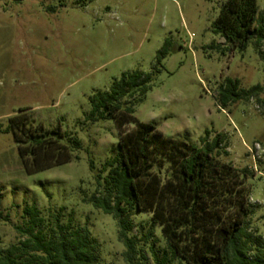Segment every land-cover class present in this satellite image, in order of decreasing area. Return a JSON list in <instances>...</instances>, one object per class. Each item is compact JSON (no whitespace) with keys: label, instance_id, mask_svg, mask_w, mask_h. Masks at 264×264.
I'll use <instances>...</instances> for the list:
<instances>
[{"label":"rangeland","instance_id":"rangeland-1","mask_svg":"<svg viewBox=\"0 0 264 264\" xmlns=\"http://www.w3.org/2000/svg\"><path fill=\"white\" fill-rule=\"evenodd\" d=\"M227 0H0V250L23 237L27 206L35 205L50 225L88 226L101 243L104 264H127L115 219L85 201L97 189L96 175L118 151L120 132L111 118L86 121L90 98L109 90L123 73L153 74V88L136 105L139 121L165 136L200 144L207 130L229 137L236 167L254 171L248 180L255 206L252 224L264 236V95L222 109L217 100L226 77L242 87L264 84V61L250 44L244 52L216 35L213 23ZM264 13V0H257ZM171 51L156 67L166 40ZM27 110L45 129L60 127L83 148L64 165L29 174L14 134L12 117ZM134 125L127 127L131 132ZM93 162V164H92ZM164 175V172H163ZM139 248L154 263L151 243L166 247L152 215L134 213ZM143 226H145L143 228ZM178 264V263H176Z\"/></svg>","mask_w":264,"mask_h":264},{"label":"trees","instance_id":"trees-1","mask_svg":"<svg viewBox=\"0 0 264 264\" xmlns=\"http://www.w3.org/2000/svg\"><path fill=\"white\" fill-rule=\"evenodd\" d=\"M213 30L226 41L223 53L228 46L244 52L253 44L264 61V13L257 0H227ZM170 51L168 39L156 67ZM152 82V73L129 71L109 90L91 96L86 121L113 119L120 141L117 153L95 177L97 189L85 201L115 219L127 264H151L137 237L130 236L134 213L152 215L146 242L155 237L154 227H161L166 247L159 253L158 240L152 241L155 264H264V236L251 220L255 206L248 180L254 171L225 160L230 156L226 133L207 130L197 145L139 121L136 105L152 90ZM262 95L264 84L244 88L239 78L226 77L217 100L227 109ZM26 111L12 117L6 129L14 134L26 171L34 174L71 162L83 148L80 139L60 127L45 129ZM130 125L135 128L128 132ZM25 214L30 218L27 226H17L23 237L0 250V264H104L101 243L88 226H74L72 220L63 224L61 214L53 215L52 226L35 205L27 206Z\"/></svg>","mask_w":264,"mask_h":264}]
</instances>
